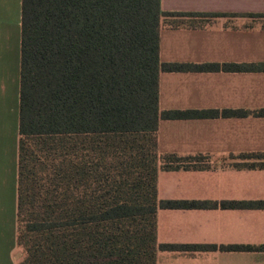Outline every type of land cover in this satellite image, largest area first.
Masks as SVG:
<instances>
[{"label": "trees", "instance_id": "1", "mask_svg": "<svg viewBox=\"0 0 264 264\" xmlns=\"http://www.w3.org/2000/svg\"><path fill=\"white\" fill-rule=\"evenodd\" d=\"M208 17L215 16L162 12L159 0H21L17 245L25 259L20 264H154L158 207L217 206L158 202L156 191L159 168L204 159L159 154V120L218 115L159 111V73L264 70L159 61L162 23L190 27L186 21ZM230 158L264 169V154ZM220 206L264 208V202Z\"/></svg>", "mask_w": 264, "mask_h": 264}, {"label": "crops", "instance_id": "2", "mask_svg": "<svg viewBox=\"0 0 264 264\" xmlns=\"http://www.w3.org/2000/svg\"><path fill=\"white\" fill-rule=\"evenodd\" d=\"M159 7L166 13L215 16L203 24L186 23L190 27L162 23L161 63L264 67V0H159ZM20 44L21 0H0V264L21 262L17 245ZM158 108L218 113L209 118L159 120V154L204 159L159 168L156 177L158 202L217 206L158 207L154 264H264V251H255L264 247V208L220 206L264 202V169L230 158L264 154V70L160 72ZM223 111L237 115L223 117ZM163 245L195 249L163 250Z\"/></svg>", "mask_w": 264, "mask_h": 264}, {"label": "rangeland", "instance_id": "3", "mask_svg": "<svg viewBox=\"0 0 264 264\" xmlns=\"http://www.w3.org/2000/svg\"><path fill=\"white\" fill-rule=\"evenodd\" d=\"M207 21H208V19L205 18V19H202V21H186V22H187V23H190V22L206 23ZM19 250H20V251H19L18 255H20V259H21L20 261L23 262L24 259H25L24 252L22 251L21 248H19ZM21 262H20V263H21Z\"/></svg>", "mask_w": 264, "mask_h": 264}]
</instances>
